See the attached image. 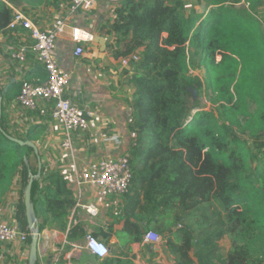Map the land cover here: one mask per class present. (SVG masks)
Returning <instances> with one entry per match:
<instances>
[{
  "label": "trees",
  "instance_id": "trees-1",
  "mask_svg": "<svg viewBox=\"0 0 264 264\" xmlns=\"http://www.w3.org/2000/svg\"><path fill=\"white\" fill-rule=\"evenodd\" d=\"M196 1L207 11H188L184 0H123L102 27L114 60L142 54L130 81L137 147L130 160L132 194L125 197L154 222L150 231L167 237L165 250L175 264H264V193L258 186L264 183V34L257 17L264 0ZM11 20L12 10L0 3V30ZM45 78L39 73L38 80ZM205 93L215 110L192 115L199 108V102L190 106L194 94ZM245 134L253 139L248 147ZM10 137L0 121V194L20 175L15 221L29 231L24 192L30 176H37V158ZM20 140L33 142L30 131ZM143 175L147 180L137 181ZM32 203L40 233L49 221L66 229L75 205L73 190L55 173L34 181ZM225 240L231 245L226 255Z\"/></svg>",
  "mask_w": 264,
  "mask_h": 264
},
{
  "label": "crops",
  "instance_id": "crops-1",
  "mask_svg": "<svg viewBox=\"0 0 264 264\" xmlns=\"http://www.w3.org/2000/svg\"><path fill=\"white\" fill-rule=\"evenodd\" d=\"M0 3L7 7L8 4L15 6L11 0H0ZM51 3L52 0H43L42 3L32 6L35 7L34 10H31V7L26 9V5L15 7L25 8V13L40 28L47 29L60 16V12H57ZM99 5L96 10L78 16L79 25L95 36L101 35L99 31L105 26L102 16H99L98 23L94 21L96 11L100 13L99 9H103ZM31 43L28 33L23 30L12 31L7 28L0 30V91L3 96L0 121L15 138L23 139L28 136L29 131L31 138L36 135L38 137L40 131L43 132V139L38 142L33 140L41 151L42 160V175L37 180L53 173L59 175L73 190L75 201V191L66 179L67 176L61 171L56 173L47 169L50 160L60 156L59 146L63 132L52 124L49 113L46 117H42L38 111L25 109L16 103V97L24 80L30 79L31 82L41 83L38 80L41 72H44L45 80L47 79L46 72L39 66L33 54L28 55L25 63L12 59L15 51ZM68 43L66 40H60L57 48L60 64L72 73V83L64 97L80 109L90 108L95 114L90 122L91 130L78 132L74 136L76 166L79 168L92 160L100 159L105 153L118 156L122 152H128L132 159L137 147H131L129 137L132 129L128 119L133 114L130 111L132 104L131 102L126 104L118 99L117 93L113 91L117 72L105 62L108 53H102L100 47L93 43L94 45L88 44L84 57L76 59L72 56ZM109 61L114 63L115 60L110 56ZM9 90L11 93L8 98ZM131 95L133 97V92ZM113 135L124 138L121 148L114 144H102V138ZM143 156L137 165L138 170H143L144 164L141 163L144 162ZM145 180L147 178L144 175L137 179V181ZM49 183L50 181L42 182L41 186L47 187ZM127 194L131 195L132 192ZM15 195L16 193H11L7 201L1 204L7 208L8 213L12 209L10 205L14 206V202L17 203ZM90 196L91 192L85 194L84 204L93 201L94 197ZM125 196L112 197L104 201L95 200L94 203L100 210L97 217L89 216L83 209L74 205L67 217V227L65 226L66 229L63 230L58 224L49 221L47 228L39 237L37 262L39 264H152L153 262L175 264L174 257L165 250L166 236L159 233L161 243L158 245L145 242V235L154 227V222L145 214L139 215L137 203ZM89 235L110 249L108 257L100 258L87 250ZM138 236L143 238L142 243L134 242ZM29 257L30 249H24L21 244L6 245L1 264H29Z\"/></svg>",
  "mask_w": 264,
  "mask_h": 264
},
{
  "label": "built area",
  "instance_id": "built-area-1",
  "mask_svg": "<svg viewBox=\"0 0 264 264\" xmlns=\"http://www.w3.org/2000/svg\"><path fill=\"white\" fill-rule=\"evenodd\" d=\"M123 0H72L67 4H60V16L47 29L40 28L31 17L17 7L8 4L12 10V20L7 29L23 30L28 33L32 43L23 45L12 54V59L20 63L27 61L28 55L33 54L39 66L47 74V79L41 83L23 81L16 97V103L21 107L38 111L42 117L48 113L52 124L63 132L60 140V156L50 160L47 169L50 172H62L75 191V207L83 209L89 216L97 217L100 213L95 200L104 201L112 197L124 196L128 193L133 181V170L128 152L118 156L105 153L103 157L92 160L82 167L76 166V148L74 136L78 132L91 130V120L94 112L90 108L80 109L64 97L72 83V73L63 67L57 56L60 40L69 43V49L74 58L85 56L88 44H93L95 35L79 25V15L97 9L99 4H119ZM106 36V30L102 29ZM107 38V36H106ZM142 54L134 52L128 57L121 58L119 65L129 69L141 61ZM217 107V106H216ZM215 106L209 105L206 111H214ZM133 113V109L130 108ZM128 124H134L129 117ZM132 131V130H131ZM131 147L137 146V133L130 132ZM124 138L120 135L105 136L101 142L104 145L114 144L120 148ZM99 145V144H98ZM128 145V148H131ZM49 157V155H48ZM87 192L94 197L90 203H83ZM14 202V206H15ZM8 213L7 208L0 205V264L6 245L21 244L24 249H31L33 233L23 231L15 221L14 206ZM41 235V233H40ZM39 235V237H40ZM145 242L158 245L161 237L155 232L145 235ZM87 250L100 258L110 255V249L92 236L87 237Z\"/></svg>",
  "mask_w": 264,
  "mask_h": 264
},
{
  "label": "rangeland",
  "instance_id": "rangeland-1",
  "mask_svg": "<svg viewBox=\"0 0 264 264\" xmlns=\"http://www.w3.org/2000/svg\"><path fill=\"white\" fill-rule=\"evenodd\" d=\"M37 1H33L32 3H28L29 5L26 6L25 8H32L31 10H34L32 6L37 5ZM67 4L65 2L59 1V0H52L51 6H53L54 9H56L57 12H60V4ZM184 3L187 7V10H191L192 8H196L199 9L200 12H205L207 11L205 6H199L196 0H184ZM59 4V5H58ZM99 6H102L103 9L101 10V8L99 9L100 13L98 11H96L95 17H94V21L95 23H98V19L99 16H102L104 19V22H108L110 19L113 18V11L115 10V8L117 7L115 4H100ZM23 12H26V9L24 8H19ZM258 20L262 23L260 24L261 27V31L264 34V7L259 9L258 11ZM101 36H104V32H100ZM106 37V36H105ZM89 45H94V44H89ZM96 45V44H95ZM91 48V47H90ZM108 51L105 52V54H107ZM109 53L106 56V63H109L114 70L117 72V79L115 80V85L113 86V91H115L117 93V98L123 100L124 103H130L131 99H132V95L131 92H134V90L132 89L131 85H130V81L132 80V67H130L129 69H123L120 65H119V60H115L114 63L109 61ZM218 60H220V58H218ZM199 78H201L202 80L204 78V72L203 71H199L195 73ZM131 90V92H130ZM133 90V91H132ZM195 96H193L194 98L191 100L190 102V106H194V104H196L197 102H199V108L198 109H194L191 113L196 114L197 112H200L201 110H207V107L211 104V95L209 93H205L202 94L200 97L196 96V94H194ZM44 121V120H43ZM44 135L43 132L40 131L39 136H33L32 139L35 142L40 141L41 139H43ZM242 139L244 141L247 142V147L251 144V142L253 141V139L250 137V135L245 134L242 136ZM264 140V139H263ZM252 152H256L255 150H251ZM39 153L41 155V151L39 150ZM264 156V149L262 150V153L259 154V157H263ZM131 160V159H130ZM33 164H35V159L32 158ZM134 165V164H133ZM251 165L253 167H255L257 165L256 161H251ZM20 175L18 176L17 179H14V183L12 184V186L10 185V189L4 191L2 194H0V205L2 203H5L7 200V198L9 197V193L10 191H12L11 193H16V195L14 196L16 199V202L19 199L20 196V192H21V185H19V180H20ZM47 184V183H46ZM258 186H261V189L263 190L264 193V183H260L258 184ZM45 187V186H44ZM231 245H230V241L229 240H225L222 242V254L226 255L227 252L229 251Z\"/></svg>",
  "mask_w": 264,
  "mask_h": 264
},
{
  "label": "water",
  "instance_id": "water-1",
  "mask_svg": "<svg viewBox=\"0 0 264 264\" xmlns=\"http://www.w3.org/2000/svg\"><path fill=\"white\" fill-rule=\"evenodd\" d=\"M94 44L100 47V51L105 53L107 50V38L105 36H96L94 39ZM2 116V95L0 91V119ZM11 140L21 147H29L34 150V153L38 160V173L37 176H30V180L24 192V206H25V215L28 222L29 230L32 231L33 237L31 241L30 257L29 264H36L38 260L39 253V228H38V218L35 212L34 205L32 203V187L35 180L40 179L42 175V160L39 153V148L32 141H22L19 138L10 137Z\"/></svg>",
  "mask_w": 264,
  "mask_h": 264
}]
</instances>
